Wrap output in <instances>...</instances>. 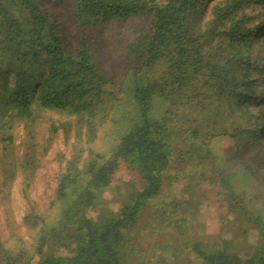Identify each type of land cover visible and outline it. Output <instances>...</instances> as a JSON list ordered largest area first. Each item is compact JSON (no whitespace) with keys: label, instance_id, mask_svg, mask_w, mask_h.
Returning <instances> with one entry per match:
<instances>
[{"label":"trees","instance_id":"obj_1","mask_svg":"<svg viewBox=\"0 0 264 264\" xmlns=\"http://www.w3.org/2000/svg\"><path fill=\"white\" fill-rule=\"evenodd\" d=\"M43 1L0 0V118L28 126L41 110L74 115L89 143L96 136L95 117L119 99L118 90L93 58V38L80 36L72 48ZM71 3L72 23L83 29L148 18V29H141L126 52L127 100L134 116L121 123L125 129L107 157L87 147L65 160L46 214L30 212L24 218L36 230L32 250L0 245V264H134L131 256L141 248L129 238L131 230L146 200L162 192V173L176 166L187 169L186 193L204 191L210 204L217 203L219 193L224 196V215L213 226L219 236L212 242L184 241L194 259L200 264H264V183L249 186L244 180L249 183L258 172L264 181L259 130L264 120L258 122L264 119V27L259 28L264 19L253 22L256 15L250 13L264 0ZM156 65L162 70L152 78L149 70ZM221 113L253 117L236 129L233 141L253 153L254 170L246 164L239 174L222 163L225 154L211 143L222 133L217 125ZM119 161L124 182L132 187L126 200L111 208L101 195L115 179ZM37 163L26 154L19 164L30 174ZM188 202L174 196L169 209L160 206L159 216L154 212L164 225L160 231H181L190 223L186 214L177 215L186 213ZM232 212V219H225ZM252 231L251 249L241 255L231 237ZM176 247L167 243L160 250ZM64 248L69 253L59 255ZM170 254L172 260L174 251Z\"/></svg>","mask_w":264,"mask_h":264},{"label":"rangeland","instance_id":"obj_2","mask_svg":"<svg viewBox=\"0 0 264 264\" xmlns=\"http://www.w3.org/2000/svg\"><path fill=\"white\" fill-rule=\"evenodd\" d=\"M43 6L52 14V18L58 24L60 23L62 35L72 48L76 47V41L80 36L93 38V58L97 61L99 68L112 79L113 87L118 90L115 94L119 99L106 109L103 116L98 119L95 117L93 125L96 128V136L89 143H86L85 128L74 115L54 110H41L36 120L28 126L17 120L0 118V245L11 251L32 250L36 230L31 228L24 218L30 212L46 214L47 205L54 195L56 178L65 160L72 155H79L87 147L107 157L121 131L125 129L121 123L127 122L128 118L134 116L133 107L127 100L130 87L127 82L129 75L127 74L129 64L126 56L127 46L142 28L147 30L150 24L146 17H131L123 21H113L107 27L102 25L99 28L83 29L75 27L72 23L71 0H45ZM258 8L254 7L250 10L253 16L256 15L253 20L256 23L264 19V6ZM261 27H264V24L259 26ZM260 54L263 55V52ZM161 70L162 67L156 65L149 70V74L155 78ZM153 113L157 114L159 111L153 110ZM220 116L221 119H218L217 125L221 126L222 133L216 135L211 143L216 151L220 148L225 154L221 160L222 163L232 170L237 169L239 174L243 173L246 164L254 170L257 162L253 153L245 151V143L238 148L233 141L236 129L246 126L254 120L253 117L238 118L225 113H221ZM262 120L264 119L260 118L258 122ZM259 130L261 131V149L264 151V125ZM26 154H32L35 159H38L34 172L30 174L23 172L19 164ZM186 170L185 167L176 166L164 171L162 192L157 197L146 200L145 207L129 236L133 239L135 246L141 248L131 256L134 264H200L194 259L195 254L188 252L189 245L184 241L191 240L193 237L205 243L212 242L219 236L213 226L220 218L218 215H224L225 206L222 203L224 196L221 193L218 194L216 201L221 203L217 207V203H207L204 191L186 193L189 191L187 185L190 184L187 175L184 176ZM124 173L122 161H119L115 179L102 191L101 199L107 201V206L111 208L119 206L126 200L129 188L132 187L131 183L124 182ZM241 179L244 178L241 177ZM250 179L249 183L244 179L249 186L264 183L261 173L258 172H253ZM195 189V187L190 188L191 191ZM181 192H185L186 195H181ZM174 196L189 200L184 205L186 213L178 211L177 215L186 214L191 221L181 231L177 228L171 231L168 228L160 231L159 228L164 225L161 221L155 220L156 213L159 216L160 206L169 209L167 204ZM233 215L235 212L226 215L225 219L230 221ZM225 219H222L224 224ZM145 223H147L146 226ZM228 227L231 226L228 224ZM254 232H250L252 235L230 236L233 248L241 255L245 256L249 253ZM167 243L177 247L175 250L172 248L160 250L161 246ZM69 251L70 249L64 248L58 254L67 255ZM172 251H174V258L170 260L168 257L171 256Z\"/></svg>","mask_w":264,"mask_h":264}]
</instances>
